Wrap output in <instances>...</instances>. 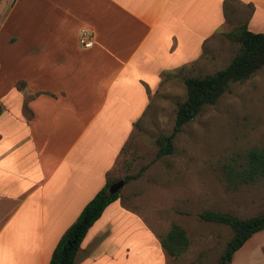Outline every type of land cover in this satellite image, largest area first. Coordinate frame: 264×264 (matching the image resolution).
<instances>
[{"label": "crops", "instance_id": "0c3cea01", "mask_svg": "<svg viewBox=\"0 0 264 264\" xmlns=\"http://www.w3.org/2000/svg\"><path fill=\"white\" fill-rule=\"evenodd\" d=\"M228 1L250 6L247 29L264 33V0L0 1V264H49L108 181L161 77L200 59L227 24ZM83 31L88 49L79 45ZM118 219L125 233L100 228ZM151 238L117 200L74 264H168ZM230 264H264V230Z\"/></svg>", "mask_w": 264, "mask_h": 264}, {"label": "rangeland", "instance_id": "374dc122", "mask_svg": "<svg viewBox=\"0 0 264 264\" xmlns=\"http://www.w3.org/2000/svg\"><path fill=\"white\" fill-rule=\"evenodd\" d=\"M5 3H0V17ZM226 13V26L206 44L199 60L161 77L159 88L150 94L148 109L134 125L108 174V180L114 183L129 178L119 191L118 201L145 223L151 241H159L172 224L185 230L187 252L177 260L168 257V264L218 261L233 233L227 226L200 220L201 213L212 211L248 219L264 212V177L236 190H227L222 177L224 164L233 158L240 161L253 148L264 150V67L247 81L231 84L215 105L205 107L175 136L172 153L157 156V139L172 133L177 104L186 99L184 80L223 70L239 52L240 45L227 35L235 34L245 24L251 8L232 3ZM6 35L4 31L0 36L1 47ZM16 88L20 90L23 84L18 83ZM5 108V103H0V110ZM103 223L100 228L122 234L127 231L120 219L111 221V225ZM131 264L147 263L142 257Z\"/></svg>", "mask_w": 264, "mask_h": 264}, {"label": "trees", "instance_id": "16d2710c", "mask_svg": "<svg viewBox=\"0 0 264 264\" xmlns=\"http://www.w3.org/2000/svg\"><path fill=\"white\" fill-rule=\"evenodd\" d=\"M1 1V0H0ZM232 3L231 1L226 2ZM250 7V6H249ZM251 8V7H250ZM227 20V18H226ZM239 45V52L223 70L213 75L190 77L184 80L187 95L182 103L177 104L176 118L172 133L157 139V156L172 153V142L185 125L193 121L205 107L213 106L230 89L234 83H243L264 67V33H252L247 29V21L235 34H228ZM168 74V73H164ZM2 109L0 110V114ZM222 177L227 190L254 183L264 177V150L253 148L247 151L241 160L233 158L222 168ZM129 178L124 179V184ZM106 185L84 206L76 221L64 232L58 241L49 264H74L80 245L88 230L102 216L104 210L119 200L120 192L110 195ZM199 219L206 222L227 226L232 237L227 242L223 253L215 264H230L234 254L256 233L264 230V212L241 219L230 215L205 211ZM161 248L173 260L182 257L189 247V239L185 230L172 224L168 232L159 238Z\"/></svg>", "mask_w": 264, "mask_h": 264}, {"label": "built area", "instance_id": "2783aa9c", "mask_svg": "<svg viewBox=\"0 0 264 264\" xmlns=\"http://www.w3.org/2000/svg\"><path fill=\"white\" fill-rule=\"evenodd\" d=\"M93 40L87 31H83L79 36V45L81 48L88 49L92 46Z\"/></svg>", "mask_w": 264, "mask_h": 264}, {"label": "water", "instance_id": "95a60500", "mask_svg": "<svg viewBox=\"0 0 264 264\" xmlns=\"http://www.w3.org/2000/svg\"><path fill=\"white\" fill-rule=\"evenodd\" d=\"M123 186H124V181L120 180L118 182L113 183L109 187L108 192L110 195H114V194L118 193L122 189Z\"/></svg>", "mask_w": 264, "mask_h": 264}]
</instances>
